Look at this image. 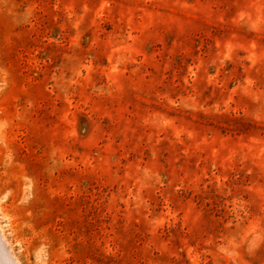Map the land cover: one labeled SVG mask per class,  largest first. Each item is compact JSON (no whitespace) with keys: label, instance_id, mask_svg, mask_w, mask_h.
Segmentation results:
<instances>
[{"label":"rangeland","instance_id":"374dc122","mask_svg":"<svg viewBox=\"0 0 264 264\" xmlns=\"http://www.w3.org/2000/svg\"><path fill=\"white\" fill-rule=\"evenodd\" d=\"M0 223L23 264H264V0H0Z\"/></svg>","mask_w":264,"mask_h":264},{"label":"bare ground","instance_id":"6f19581e","mask_svg":"<svg viewBox=\"0 0 264 264\" xmlns=\"http://www.w3.org/2000/svg\"><path fill=\"white\" fill-rule=\"evenodd\" d=\"M0 264H23L0 223Z\"/></svg>","mask_w":264,"mask_h":264}]
</instances>
